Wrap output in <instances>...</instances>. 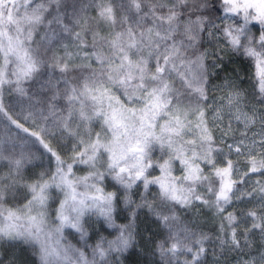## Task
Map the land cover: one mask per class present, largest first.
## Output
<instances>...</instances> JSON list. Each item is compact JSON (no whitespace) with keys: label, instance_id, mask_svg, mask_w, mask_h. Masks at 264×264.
Returning <instances> with one entry per match:
<instances>
[{"label":"snow or ice","instance_id":"6c2138e0","mask_svg":"<svg viewBox=\"0 0 264 264\" xmlns=\"http://www.w3.org/2000/svg\"><path fill=\"white\" fill-rule=\"evenodd\" d=\"M219 3L226 22L220 39L226 48L252 62L254 87L264 105V0ZM186 4L187 0H128L121 4L125 14L120 15L113 0H97L95 26L80 19L76 20L79 31L63 25L72 43L63 46L62 56L53 53L46 62L34 47V36L44 26L62 24L61 0H0V92L9 86L25 95L23 84L37 78L45 63L62 77L75 74L78 68H92L93 62L98 66L89 75L77 77L78 82L65 91L71 111L64 124L74 137L67 160L36 132L30 135L51 153L54 171L25 181L22 170L30 157L12 159L0 154V160L7 159L9 164L8 173L0 175V240L38 246L40 264H95L79 249L61 242L66 238L64 229L75 230L83 240L88 234L85 218L95 216L118 234L107 241V248L102 238L93 256L104 259L111 252H126L132 246L136 218L132 189L142 186L147 193L150 185L157 186L159 206L171 214L157 212L144 195L135 207H148L169 228L171 244L166 253L162 244L161 251L173 258L191 254L184 264H205L209 237L197 236L187 226L173 233L171 226L179 219L177 205L209 209L216 218V239L222 250L250 246V234L256 230L264 236V112L254 106L246 110L245 96L230 81L221 89L219 103L215 98L205 103L209 96L204 56L185 61L176 43L169 44ZM133 11L134 17L126 14ZM230 17L236 19L227 23ZM145 19L151 20L150 26L145 27ZM253 23L260 26L258 39L249 28ZM185 32L191 33V27ZM44 38L50 42L47 33ZM188 39L195 37L189 34ZM64 82L68 84L67 79ZM0 113L17 128L29 131L9 115L3 103ZM73 116L83 132L69 129L67 120ZM157 150L160 156L154 159ZM177 163L179 174H174ZM77 166H83L84 174H78ZM150 169H158L159 175ZM109 180L114 186L111 191L106 190ZM17 186L26 189V202L6 206L7 193ZM52 189L60 194L54 221ZM121 199L129 222L117 225L114 213Z\"/></svg>","mask_w":264,"mask_h":264},{"label":"trees","instance_id":"16d2710c","mask_svg":"<svg viewBox=\"0 0 264 264\" xmlns=\"http://www.w3.org/2000/svg\"><path fill=\"white\" fill-rule=\"evenodd\" d=\"M97 0H61L59 15L62 17V24L53 23L51 27H42L34 36V47H37L42 58L47 62L51 59L52 54L58 56L64 54V45L72 43V37L63 32V25H67L74 31L80 28L76 20H87L92 26L95 22L92 20L96 16ZM118 14L123 15L125 11L121 4H127L128 0H113ZM220 7L219 0H187L184 8H181L180 27L174 35L173 41L181 50V56L187 60H196L197 57L204 56L206 68L207 84L206 90L210 101L216 96L214 87L224 83L228 79L242 82L246 89V95L251 100V106L255 107L257 112H264V105H261L260 98L254 87L252 62L242 54L235 53L230 49L227 52L206 56L207 43L212 42V32L222 33L220 28L226 26L223 12L218 11ZM56 6L52 5V15H55ZM129 16H135V12L126 13ZM47 15V14H46ZM51 19V16H48ZM236 18H228L227 23H232ZM242 23V21H237ZM145 27L151 25L150 19H145ZM190 26L191 33H186L185 28ZM235 26V25H233ZM252 35L255 39L259 38L260 26L250 24ZM45 33L50 38L46 40ZM195 37L193 40L188 39V35ZM188 45H191L189 47ZM74 50V49H73ZM217 67L213 68V65ZM93 69L98 66L93 62L92 68H78L75 74L70 73L67 77H62L59 71H53L47 67V63L37 74V78L23 84L26 90L25 95H20L12 91L9 86H5L0 92V103H3L5 110L14 120L22 124L29 131L25 132L22 128H17L2 113H0V154L12 159H18L21 156L30 157V162L26 163L22 170V176L25 181H31L41 172H50L55 170V160L51 156L36 136L30 135L36 132L51 148L57 151L62 158L68 159L71 155V147L74 137L69 135L65 129L64 121L68 118L71 106L65 91L67 88L77 83V77L87 76ZM65 79L68 84H65ZM176 87H180L179 80L176 81ZM69 129L76 132H83V129L77 127L79 120L76 116L67 120ZM94 129L99 130V125L95 124ZM160 152L157 150L153 153L154 159L159 158ZM81 169L79 175L84 174L83 166H77ZM9 171L7 159L0 160V175H6ZM153 172L152 169L149 170ZM159 175V170L153 172ZM174 174H179V165L174 168ZM253 183L255 182L256 174ZM113 183L106 181V190H113ZM158 191L157 186L150 185L149 191L144 192L143 187L132 189V200L134 203L131 207L136 212L134 222L132 246L124 253L111 252L101 259L98 255L93 256V249L97 243L104 240V247L107 248V241L115 239L118 234L117 229L107 227L102 220L97 217H86L85 224L87 236L82 240L79 233L71 228L64 229L65 239L61 242L65 245H71L75 249L82 251L89 261L95 260V264H184L185 259H190L191 254H179L173 258L170 253L164 254L161 251V245L170 246L169 228L165 227L156 214L150 211L148 207L136 208V204H141V195L147 197L148 202L153 204L157 212L163 211L169 213L168 208H161L159 200L155 197ZM54 199L50 201V214H54L60 194L52 189ZM27 192L22 186H17L10 190L6 197V206L23 205L26 202ZM253 205H247L252 207ZM129 211L125 208L121 199L114 213L117 225H124L129 222ZM175 215L179 218L171 226V231L175 233L179 229L187 226L191 232L197 236L203 234L209 237L205 241L207 249L203 258L205 264H234L240 258H247L256 252L261 244L263 237L258 230L250 234V246L228 251L222 250L219 240L216 239L217 228L216 218L212 212L200 206L199 210L194 208L185 209L179 205L175 207ZM250 226V224H249ZM243 231V226L241 228ZM167 242V243H166ZM243 240L241 244L243 245ZM0 264H40L38 246L23 243L21 241L0 240Z\"/></svg>","mask_w":264,"mask_h":264},{"label":"rangeland","instance_id":"374dc122","mask_svg":"<svg viewBox=\"0 0 264 264\" xmlns=\"http://www.w3.org/2000/svg\"><path fill=\"white\" fill-rule=\"evenodd\" d=\"M222 35H223L222 33L215 32V30L212 32V42L210 44L207 43L206 56L220 54L223 52H227L229 50V48H226L223 45V43L220 39L222 37ZM229 81L243 93V95L245 96V104L247 105L246 110H250L252 108V106H251L252 102H251L250 98L246 95V89L244 88V86L241 85L242 84L241 80L236 81L233 79H228L224 83L215 86L214 87V91L216 93V96L214 97L215 102L219 103V97L223 94L221 89ZM212 102H213V99L210 101V103H212ZM226 122L227 121H225V123ZM58 204H59V202H58ZM58 204L56 207H58ZM54 216H55V212L52 215L53 221H54ZM260 244H261V246L258 249H256V252L254 254L250 255L247 258H240L234 264H246V262H253V261L255 262V264H260V257L262 254H264V236L261 237Z\"/></svg>","mask_w":264,"mask_h":264}]
</instances>
